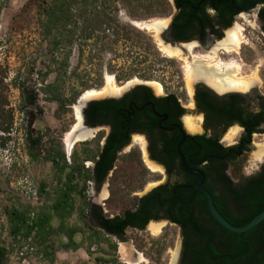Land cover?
Returning <instances> with one entry per match:
<instances>
[{
	"label": "rangeland",
	"instance_id": "obj_1",
	"mask_svg": "<svg viewBox=\"0 0 264 264\" xmlns=\"http://www.w3.org/2000/svg\"><path fill=\"white\" fill-rule=\"evenodd\" d=\"M27 1L0 0V61L9 69V100L15 110L13 139L6 149L0 148V243L11 249L7 264H127L122 252L125 248H121L120 254L121 245L142 254L145 259L142 264H171L178 247L177 233L173 228L157 234L153 233L152 226L150 231L142 233L128 231L125 242L105 239L102 234L93 232L83 219L81 200L78 197L77 210L66 220V226L82 230L75 237L79 247H67L69 239L62 235L52 239L53 260L45 257L38 245L37 253L23 259L13 246L15 242L9 232L6 209L30 206L39 210L45 204H52L50 198L55 196L58 176L53 164L47 160V153L53 144L66 154L65 139L69 130L79 122V113L76 112L80 111L83 98L100 99L109 94L117 96L132 86L145 85L156 94L175 95L186 109L183 119L185 129L192 135H201L205 132L203 115L195 107V83H192V92L189 90V63L193 61L198 66L211 69L212 62L209 61H217L218 64L214 66L216 69L219 67L225 70L228 67L231 71L236 70L237 77L250 81L249 85L259 80L260 90L264 92V38L255 28V21L246 16L245 20H237L231 31L236 36L234 42L238 48L242 46L241 50L227 48L232 52L219 58L217 52L204 50L193 44L188 47V53L181 50V57L170 58L162 51L161 45L164 46V42L158 37V32L146 28V24H169L174 9L167 16L148 18L149 13L144 7L137 8L141 5L140 0H131V5L126 0H110L107 12L114 16V9L119 7L118 16L121 21L132 24L142 32L141 35L133 33L132 40L110 36L97 44H85L81 50L77 43L69 45L63 42L59 49L51 51V39L43 36L36 10L27 12L23 9ZM168 1L173 6V0ZM234 49L241 54H237ZM48 70L50 73L43 84L39 72L45 73ZM133 70L131 78L121 81L118 79ZM111 78L113 83L110 84ZM18 81H25L36 90L42 112L39 109L22 111L20 91L15 87V82ZM52 83L60 86L62 97L66 101L63 108H60L59 103L46 99L47 94L43 92V88ZM157 83L162 89H157ZM111 85L116 90L113 93L109 92ZM248 86L238 85L234 88L245 92ZM30 111L34 115L30 116ZM188 117L198 119L199 129L192 130L188 127ZM231 131L232 129L226 135L227 145L237 141L236 137L228 139ZM27 136L41 139L35 149V158L29 155ZM132 148L129 157H121L123 162L119 166L150 175L149 180L139 189L147 190L149 184L163 181L162 171L157 168L151 170L143 160L145 157L142 159V150L138 146ZM261 150L262 155L259 153ZM263 165L264 134L253 138V147L247 157L231 163L227 173L237 180L243 173L250 174ZM42 185H46L47 193L40 195ZM213 185L217 188L220 186L215 182ZM53 224L58 226V221L54 220ZM108 242L115 247L108 245Z\"/></svg>",
	"mask_w": 264,
	"mask_h": 264
},
{
	"label": "flooded vegetation",
	"instance_id": "obj_2",
	"mask_svg": "<svg viewBox=\"0 0 264 264\" xmlns=\"http://www.w3.org/2000/svg\"><path fill=\"white\" fill-rule=\"evenodd\" d=\"M233 1L236 7L226 0H202L200 4L206 2V7L209 6L205 10L209 19L203 26L204 35L195 32L188 40H181L171 29L174 17L181 12L173 0V16L163 34L164 41L172 46H164L182 50L187 48L185 43H191L189 48L196 44L204 50L217 52L220 58L232 52L227 48H238L228 39L237 20H245L246 16L255 21V28L264 38V0ZM238 49L241 50L242 46ZM234 51L241 54L236 49ZM197 80L200 81L196 85L195 98L197 93L204 92L211 101L208 130L205 129V112H201L204 133L228 148L229 155L241 152L247 157L253 147V138L264 133L247 134L250 136V151H245L242 146L234 147L241 145L247 133L242 122L248 121L255 129L264 128V92L260 90L259 80L251 83L245 92L234 87L221 89L216 86V80L210 84L202 76ZM143 86H132L117 96L86 97L80 102V111L76 113H79L81 122L69 130L65 145L70 185L83 193L82 197L76 196L81 200L83 219L93 232L121 242H125L128 231L142 233L150 231L152 226L153 233L157 234L173 228L177 233L178 247L171 264H254L257 258L264 262V220L249 231L236 233L224 228L211 216L207 199L195 194L197 178L184 171L176 150L184 133L193 140L187 138L182 147L189 146L188 141L194 142L195 135L188 133L183 123L186 109L180 101L178 107L169 109L170 94H156L152 89L146 91ZM194 101L197 108L196 99ZM231 104L238 112L236 120L224 113ZM233 128L238 129L237 141L227 145L226 135ZM169 144L175 147L172 153L167 152ZM133 146L142 150V159L146 158L143 160L151 170L157 168L163 174V181L149 184L147 190L139 189L150 178L147 172L119 166L123 162L121 157H129ZM199 158V151L189 156V160ZM188 165L198 168L196 164ZM203 172L204 188L213 195L220 213L228 215V218L223 216L236 227L247 225L249 221L240 220L241 206L250 199L264 197V186L237 182L264 173V165L250 174L243 173L234 180L235 184L223 183L218 188L207 172ZM118 224L125 225L123 231L119 230ZM231 241H235L238 248L234 257L228 252ZM108 245L115 247L110 242ZM121 248H125L122 249L125 263L145 262L142 254L125 245H121L120 254Z\"/></svg>",
	"mask_w": 264,
	"mask_h": 264
},
{
	"label": "trees",
	"instance_id": "obj_3",
	"mask_svg": "<svg viewBox=\"0 0 264 264\" xmlns=\"http://www.w3.org/2000/svg\"><path fill=\"white\" fill-rule=\"evenodd\" d=\"M141 5L137 8L147 10L148 18L164 17L171 13L173 6L168 0H140ZM211 1V0H207ZM128 5H131V0H126ZM202 0H175L176 8L181 11L175 17L171 25L174 35L181 40H188L195 32H201L204 35L205 24L208 22V14L206 13L207 3ZM110 0H28L24 5V11L36 10L38 14V22L42 30L43 36L51 39V51H56L63 42L69 45L77 43L79 49L88 43L97 44L104 38L114 36L132 40V34L141 35L142 32L137 30L132 24H124L119 18V7L114 9L115 15L108 13ZM135 18L134 15H132ZM137 19V18H135ZM107 33H110L109 35ZM93 41V42H91ZM117 41V40H115ZM55 61V60H54ZM66 65V63H64ZM49 70L45 73L39 72L40 80L43 84L46 82V77L49 75ZM134 70L128 74L119 76L118 79L131 78ZM9 79V69L0 61V148L6 149L11 142L13 129L15 126V110L12 108L9 100L10 86L7 83ZM15 87L20 91L21 102L23 104L22 111L28 109H39V95L36 90L27 85L25 81L15 82ZM143 89L150 91L151 88L143 86ZM43 92L47 94V101L57 102L60 108L65 106V100L62 97L60 86L57 83L46 84ZM197 110L205 112L206 124L205 129L210 128L209 113L211 111V101L208 94L199 92L196 95ZM168 100L169 109L172 106L178 107V98L170 94ZM232 105V104H231ZM228 105L224 113L233 119H237L238 112L234 105ZM184 112V110H183ZM223 112V111H222ZM30 116L34 115L32 111L28 112ZM241 122V120H239ZM241 125L247 131L243 136L241 145L234 147L238 149L242 146L245 151H250V136L254 132L264 133L263 129H255L250 126L248 121L242 122ZM29 142V155L35 158V149L40 138L27 136ZM189 146H183L182 151L190 165H195L198 168L207 172L210 179L217 184H235L234 179L228 175V166L231 163L243 159L241 152L228 154L229 149L221 146L217 139L209 136L207 133L194 136V142H189ZM195 143V144H194ZM175 147L171 144L167 147V152L172 153ZM200 152L199 159L189 160V156ZM49 160L57 171V186L55 188L52 204H45L39 210L34 207L7 208L6 213L9 221V232L15 243H20L22 240L33 238V241L42 248L43 254L50 260H53V248L51 245L54 237L60 238L65 235L69 239L67 247L77 249L79 242L75 240L77 234H81L82 230L77 227L69 228L66 226V220L72 217L77 210L76 196L82 197L83 193L78 190V187H72L67 173L66 154L56 148L53 144L49 147L47 153ZM114 159L111 160V164ZM191 162V163H190ZM205 163V164H204ZM215 170V171H214ZM237 184H250L264 186V173L254 176L249 179H240ZM46 192V185H42L39 194L43 195ZM240 220L250 222L255 216L264 210V197L255 198L244 202L241 206ZM83 212V209L80 210ZM224 216L228 215L224 214ZM58 221V226L53 224V221ZM248 222V223H249ZM120 231L125 228L124 224L117 225ZM10 248L0 243V264H7L10 256ZM232 257L238 254V248L235 241H231L229 249ZM254 264H264L258 258L254 260Z\"/></svg>",
	"mask_w": 264,
	"mask_h": 264
},
{
	"label": "bare ground",
	"instance_id": "obj_4",
	"mask_svg": "<svg viewBox=\"0 0 264 264\" xmlns=\"http://www.w3.org/2000/svg\"><path fill=\"white\" fill-rule=\"evenodd\" d=\"M160 23L163 24V25L165 24V23H162V22H160ZM228 40L230 42L234 43V41H236V36H234L232 34L231 37H229ZM161 48H162L163 53L166 56L170 57V58H176V57H181L182 56L181 55L182 51L180 49L171 48L169 46H162V45H161ZM187 48H188V46H187ZM210 62H212L211 65L213 67L210 66L211 69H209V70L207 69V72L204 71V68H202L201 66L196 65V63H194L193 61L191 63H189L190 67H189V70H188V78H189L188 79V86H189L190 92H192V83L194 84L196 81H198L197 79L200 78L201 76L204 77L205 80L207 81V83H210V84L212 83L213 80H216V82H217V83L215 82L216 86H218L221 89L233 88V87H237L238 85H245V86L249 85L250 81H244V80H242V79L237 77V74L235 73V71H236L235 69H234L235 71L229 70L228 67L225 70H221L219 67H218V69H216L214 66H216V64H218L217 61H209V63ZM231 65H230V67H231ZM109 83L110 84L113 83V78L109 79ZM113 85H111V90H109V92L113 93V92L116 91ZM156 85H157V89H159V90L162 89V87L158 83ZM80 120L81 119H80V116H79V121ZM187 125L192 130L199 129V121H198V119H195V118H192V117H188L187 118ZM237 132H238V129L237 128H233L232 131L228 135V139H230V140L234 139L236 134H237ZM259 153H261V155H262V150L259 151Z\"/></svg>",
	"mask_w": 264,
	"mask_h": 264
},
{
	"label": "water",
	"instance_id": "obj_5",
	"mask_svg": "<svg viewBox=\"0 0 264 264\" xmlns=\"http://www.w3.org/2000/svg\"><path fill=\"white\" fill-rule=\"evenodd\" d=\"M228 1L229 3H231L234 7H236V3L235 1L233 0H226ZM254 1H259V0H254ZM244 6L240 7V8H237V9H242ZM169 24H161L159 22L157 23H153V24H146V28H149V29H154L158 32V37L160 38V40L162 42H164V45H169V46H172L170 44H167L164 39H163V34L165 33V31L167 30ZM187 46H189L191 43H185ZM184 45V44H181V46ZM182 48V47H181ZM185 52L188 53V48L186 49H183ZM200 80L196 81L195 82V85H197V83L199 82ZM187 138H190L191 140H193L192 137H189L186 133H184V137L183 139L177 144V147H176V150H177V153L178 155L180 156V159H181V165L184 169V171L186 173H188L189 175H192L194 177L197 178V181L195 183V186H196V192L195 194H199L203 197H205L207 199V202H208V209H209V212L211 214V216L218 222L220 223L224 228H226L227 230L231 231V232H236V233H242V232H246V231H249L251 230L252 228H254L256 225H258L259 223H261L263 220H264V210L262 212H260L257 216H255L247 225L245 226H242V227H236L232 224H230L227 219L220 213V211L218 210L216 204H215V200H214V197L213 195L207 191L205 188H204V184H205V173L203 172L202 169H199V168H192L188 165L183 153H182V150H181V147L182 145L184 144V142L186 141Z\"/></svg>",
	"mask_w": 264,
	"mask_h": 264
},
{
	"label": "built area",
	"instance_id": "obj_6",
	"mask_svg": "<svg viewBox=\"0 0 264 264\" xmlns=\"http://www.w3.org/2000/svg\"><path fill=\"white\" fill-rule=\"evenodd\" d=\"M37 195V192H35ZM17 252L19 253V256L23 259L27 258L28 256H32L35 253H37V244L33 241V238H29L28 240H22L20 243H15L13 245Z\"/></svg>",
	"mask_w": 264,
	"mask_h": 264
}]
</instances>
